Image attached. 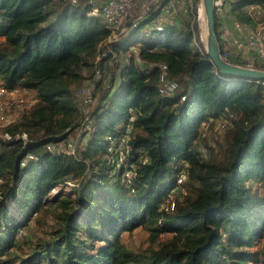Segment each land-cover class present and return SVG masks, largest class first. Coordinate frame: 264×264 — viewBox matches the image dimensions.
I'll list each match as a JSON object with an SVG mask.
<instances>
[{
    "label": "trees",
    "instance_id": "16d2710c",
    "mask_svg": "<svg viewBox=\"0 0 264 264\" xmlns=\"http://www.w3.org/2000/svg\"><path fill=\"white\" fill-rule=\"evenodd\" d=\"M223 3V11L216 9L222 54L247 65L222 39V15L229 12L240 25L256 28L249 7L264 14V0ZM158 10L110 40L106 23L89 14L86 0H0V89H34L39 100L22 120L8 125L4 134L10 138H0V264L256 261L250 247L264 234V84L216 67L201 39L196 8L187 13L189 19L162 32L147 30ZM141 31L138 52L127 56L111 87L98 95L113 53L130 47L124 38ZM162 64L168 66L167 77L178 82L169 95L159 89ZM87 67H94L93 75L84 78ZM97 69L103 72L98 79ZM83 79L98 80L86 122L78 98L83 85L73 94V85ZM221 117L229 122L224 128L233 125L232 136L226 159L210 160L206 133ZM34 128L45 134L34 135ZM128 128L120 161L118 143ZM70 183L85 214L74 211L63 187L51 193ZM175 187L181 190L174 208L166 207ZM54 203L61 212L52 237L28 253L14 251L18 232ZM138 226L150 230L157 247L136 252L126 246L121 234ZM163 233L172 236L159 240Z\"/></svg>",
    "mask_w": 264,
    "mask_h": 264
},
{
    "label": "rangeland",
    "instance_id": "374dc122",
    "mask_svg": "<svg viewBox=\"0 0 264 264\" xmlns=\"http://www.w3.org/2000/svg\"><path fill=\"white\" fill-rule=\"evenodd\" d=\"M250 10L253 11V18L258 21V25L256 28H247L244 30V37L246 35L252 33V32H258V31H264V20L263 16L264 14L259 13L256 11L255 6L249 7ZM223 7L222 10L223 11ZM200 14V16H199ZM186 12L182 13L179 18V20L183 19H189V16ZM198 20L201 21V33L203 34V9L200 10V12H197ZM200 23V22H199ZM117 35V33L115 34ZM145 33L141 31L137 36H126L124 39H127V43H131L132 45L130 47H127L125 49L119 50L117 53H113V56L110 58L109 64H108V71L106 75L104 76V79L101 81V85L98 91V95L102 92L104 93L107 91L110 87V80L113 78L114 74H118L123 67L128 63L127 56L132 53H137L138 49L140 47V43ZM201 35V34H200ZM1 39V37H0ZM1 41V40H0ZM130 41V42H129ZM243 49V48H242ZM244 51V50H243ZM243 51H240L241 55L245 56L247 61L249 63L247 65L249 66H256L258 64H261L262 62L259 60L260 56L257 55L256 51L254 49H246L247 53L243 54ZM259 56V57H258ZM97 59V58H96ZM94 58V60L96 61ZM93 61V59L91 60ZM94 63V62H91ZM95 67V66H94ZM94 67H87L83 70L84 78L90 74H92ZM92 68V69H90ZM93 75V74H92ZM95 78L98 79L95 75ZM93 80L91 83H89L87 80L84 82L85 79L81 82H76L73 85V94L75 95L80 87L82 86V90L80 89L79 93L81 97H78L80 102H82V105L84 107V110L87 109V103L84 101L82 97H88L90 94V90H88L89 87L94 89V86L96 85V81ZM77 97V96H76ZM38 97H37V91L34 89H24L20 86L16 87L13 90H5L0 89V138L3 137L4 131L8 128V125L14 121H20L22 120V116L26 115L28 111H30L34 106L38 105ZM89 111V108L87 109ZM23 116V117H24ZM220 120V119H219ZM209 122L205 120L203 122V126H206ZM229 122L226 124L228 125ZM226 125L219 124V121L216 123L215 127H212V130H208L206 133V140L209 143H212L211 146V155L210 160H218V161H224L226 159V149H227V140L232 136V129L233 125L224 128ZM45 134V129H33L34 135H42ZM5 136V134H4ZM28 139V135H27ZM206 152V151H205ZM123 161V160H120ZM129 172V171H128ZM127 175V174H126ZM0 184H4L2 180H0ZM1 186V185H0ZM63 187V191H61L60 194L66 196H71L74 200V211L77 212V214H85L83 212V209L81 207V204L76 202V185L73 184H67L60 187H56L52 189L51 193H58L60 191V188ZM5 189L7 188L4 187ZM3 188L0 189V198L3 194ZM174 194H177L178 191L181 189L175 187ZM61 197H64V196ZM104 204V203H102ZM61 212V207L54 203L53 206L48 205L44 207L41 211L38 212V215L35 216V218L31 219L29 224L23 228L22 232H18L15 246L13 247L14 251L17 253L25 254L30 252L34 247L37 246V244L45 239H49L52 237V233L54 232L55 227L59 224V213ZM122 239L125 242L126 246L130 248L133 251L136 252H143L148 251L152 248H155L158 246V241L153 242L150 238V230L146 226H138L135 227L133 230L125 231L122 234ZM172 233H163L159 237V240L165 241L171 238ZM20 242L19 246H16L17 243ZM250 251H252L253 254H256V261L252 262L251 264H263L264 260V234L262 237H260L258 240H256L255 244L250 247ZM261 259V260H260Z\"/></svg>",
    "mask_w": 264,
    "mask_h": 264
},
{
    "label": "built area",
    "instance_id": "2783aa9c",
    "mask_svg": "<svg viewBox=\"0 0 264 264\" xmlns=\"http://www.w3.org/2000/svg\"><path fill=\"white\" fill-rule=\"evenodd\" d=\"M73 4H78L80 0H70ZM86 3L89 5V14L93 16H99L106 23L107 28L110 31L109 39L116 40L120 37L121 34L126 33L130 27H136L140 22L153 10V8H159L156 15L153 17L151 23L146 25L147 30H155L157 32H162L165 30L166 26L173 23L178 19V16L182 12H193L196 8L197 12L200 10V3H197V0H86ZM223 0H216V9L221 12L223 5ZM256 11L261 12L258 6H255ZM253 13V11L251 10ZM117 33V35H115ZM238 47L240 48H249L254 49L259 55V60L264 63V31L252 32L246 37L240 39L238 42ZM110 51V50H109ZM227 59V53L223 55ZM162 71L159 78V89L163 94L169 95L174 92L178 87V82L176 80H171L167 77V64L161 65ZM103 72L101 69L96 70V77L101 78ZM264 84V80H257ZM95 89V86H94ZM94 89L91 87L89 96L82 97L87 103V109L89 103L92 101V96ZM82 90V89H81ZM79 97L80 96V93ZM185 99V97H182ZM85 121L89 118L88 114ZM219 124L223 126L227 124V119L221 117ZM130 133V129H127L126 135L121 138V141L118 143V154L116 158L123 160L126 152L125 145L127 143V136ZM21 136V135H20ZM5 137L10 138L11 136L6 133ZM22 137L27 140V134L23 133ZM205 152V150H203ZM133 166V165H132ZM129 171V172H128ZM126 176L130 177L132 175V169H128ZM185 177V171H182L179 175L178 183H181ZM175 190L173 189L165 199L166 207L170 205L171 208H174V194Z\"/></svg>",
    "mask_w": 264,
    "mask_h": 264
},
{
    "label": "water",
    "instance_id": "95a60500",
    "mask_svg": "<svg viewBox=\"0 0 264 264\" xmlns=\"http://www.w3.org/2000/svg\"><path fill=\"white\" fill-rule=\"evenodd\" d=\"M201 9H203L206 26V35L204 37L201 33V39L205 45L207 54L216 67L226 75H237L248 80H264V68L238 64L223 56L217 33L216 0H200ZM199 22L201 25L200 20Z\"/></svg>",
    "mask_w": 264,
    "mask_h": 264
},
{
    "label": "crops",
    "instance_id": "0c3cea01",
    "mask_svg": "<svg viewBox=\"0 0 264 264\" xmlns=\"http://www.w3.org/2000/svg\"><path fill=\"white\" fill-rule=\"evenodd\" d=\"M227 9V8H226ZM184 13V12H182ZM180 13L179 15H181ZM180 16H178L177 21L179 20ZM248 27H245L243 25H240L238 22H236L232 15L229 14V12H225V14L222 15L221 19V25L219 30L222 33V39L225 41L228 50L230 51L231 55H237L240 53V51H243V54H246V47L243 49L238 47V41L243 38L244 36V30ZM248 30V29H247ZM249 49V48H248Z\"/></svg>",
    "mask_w": 264,
    "mask_h": 264
},
{
    "label": "bare ground",
    "instance_id": "6f19581e",
    "mask_svg": "<svg viewBox=\"0 0 264 264\" xmlns=\"http://www.w3.org/2000/svg\"><path fill=\"white\" fill-rule=\"evenodd\" d=\"M203 25H204V28H203V36L205 37V35H206V26H205V16H204V13H203Z\"/></svg>",
    "mask_w": 264,
    "mask_h": 264
}]
</instances>
